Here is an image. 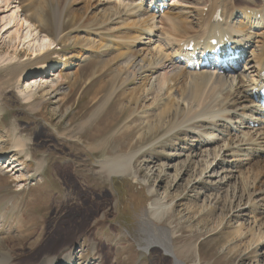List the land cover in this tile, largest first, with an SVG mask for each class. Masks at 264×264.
I'll list each match as a JSON object with an SVG mask.
<instances>
[{
  "label": "rangeland",
  "instance_id": "1",
  "mask_svg": "<svg viewBox=\"0 0 264 264\" xmlns=\"http://www.w3.org/2000/svg\"><path fill=\"white\" fill-rule=\"evenodd\" d=\"M64 1L73 2L61 0L63 5ZM178 1L183 3L170 6V9L178 8L175 12L171 10L172 13H188L189 10H184V0ZM234 3L254 8L263 6L264 0H234ZM22 4V11L17 12L11 6L0 14V150L12 152L14 141L20 138L28 156L14 152L7 159H0V263L11 250L15 251V261L11 260L10 264L25 263L27 254L30 256L37 250L36 246L30 249L29 242L41 235L48 225V231L60 227L67 213L75 212L80 215L77 217L79 221L76 219L68 229L84 230L80 236H73L77 239L73 250L77 256L81 254L79 250L86 251L84 260L93 259L92 254L96 251L101 253L93 245L94 252L90 250V242L95 237L94 240L106 238L109 243L103 246L107 248L104 251L106 264H115V261L117 264H175L158 249L146 251L139 246L140 219L149 204L156 202L167 206L162 226L173 222L176 236L172 245L180 251L177 257L183 264H264V151L260 153L262 157L250 161L241 170L242 176L247 177L245 181L239 176V165L229 161L230 157L223 151L217 150L220 156L216 161L223 164L231 162L224 164L223 169L214 168L216 161L213 163L210 153L208 158L204 156L206 164L200 163V159L193 158L195 152L190 151L194 139L178 131L173 117L148 130L144 113L148 112L146 118L155 124L162 109L150 103L143 106L142 100H139V109L132 106L122 112L119 105L116 107L117 95L130 92L133 87L120 83L115 86L110 76L115 63L108 68L104 62L116 55L115 50L128 52L135 47L145 54L146 48L115 35H106L99 41V32H115L117 27L107 23L93 27L94 19L86 20L103 10L101 7L95 9L96 5L89 3V8L79 14L77 20L64 25V31L71 32L68 34L71 37L63 40L57 32L54 2H51L48 14L44 15L46 28L38 23L33 5L26 0ZM167 4L172 2L168 0ZM83 6H73L64 12L82 11ZM106 7L112 8L110 5L102 6ZM192 17L193 14L188 21H192ZM28 18L33 19L32 25L40 27L41 32L38 29L33 31L34 27L26 22ZM14 22L22 24L21 35L32 32L42 41L40 44L43 41H46L43 45L50 44L43 47L47 52L33 58L32 54L27 56L29 52H23L21 46L15 49L11 34L19 25L4 33ZM81 23L88 27L82 29L83 33L74 34V28ZM46 33L49 38L45 37ZM74 40L78 42L73 44ZM90 41H94L96 47ZM117 42H120L119 47ZM251 50L246 51L242 60L251 57ZM71 61L76 66L67 68ZM43 62L45 65L37 67ZM51 62H59L60 65L49 66ZM100 63L103 68L98 67ZM41 70L42 76L26 74L40 73ZM75 74L79 79L74 85L70 81L59 80L53 92L47 88L52 80L54 83L58 77ZM26 81L29 84L41 81L37 91L32 92L35 98L30 104L20 97V92L25 91ZM89 146L94 149L90 150ZM136 152L132 172L125 176L109 179L100 172V161L125 158ZM12 162L20 164L13 171ZM38 164L41 165L40 175H36ZM233 168L236 169L232 172ZM27 205L30 206L26 213L17 217L22 207ZM75 206L79 209L67 212ZM60 216L62 220L58 219ZM16 222L21 223L20 233L15 231ZM51 236L52 233L47 234L46 240L42 241L46 243ZM20 246L23 250L26 248L22 254ZM156 258L161 260L155 262ZM90 263L97 264L93 260Z\"/></svg>",
  "mask_w": 264,
  "mask_h": 264
},
{
  "label": "bare ground",
  "instance_id": "2",
  "mask_svg": "<svg viewBox=\"0 0 264 264\" xmlns=\"http://www.w3.org/2000/svg\"><path fill=\"white\" fill-rule=\"evenodd\" d=\"M11 1L12 0L2 1L0 5V14L7 12L6 10L11 6H14L17 12L22 11L24 5L22 4L23 0ZM26 1H28L29 5H33L32 10L34 13H37L36 18H39L38 23L42 28H46L44 15L45 13L48 14L51 2L56 4L54 12L55 17L58 18L57 27L59 28L57 32L58 35H60V39L62 38L63 40L71 37L68 36L71 32L68 33L64 31V25L75 19L77 20L79 14H83V11L85 12L89 8V3L95 4V9L101 7L103 10H100L97 14L98 16L94 15L92 17H87L86 20L89 21L94 19V23L92 24L93 27H100L105 23H107V25H117V27L115 28V32H99L97 35L100 38L98 39L99 41L104 40L106 35H115L116 38L125 37L128 42H133L136 45H142L146 48L145 54H142V52L135 47L128 52H119L115 50L116 55L104 62V65L108 68L115 63V69L110 74L111 80L115 86L120 83L125 87H133L130 92H123L117 95L115 98L116 107L119 105V110L122 112L126 111L129 107L132 108V106L139 109V100H142L143 106L150 103L151 106L155 105L157 109H162L158 114L159 120L155 124L146 118L148 112L144 113L143 117L146 119L148 130L155 128L157 125L164 124L170 117H173L176 126H178V131H182L187 135L189 134L192 136L190 137L194 139L193 145H190L191 153L195 152L193 158H198L200 159L198 160L200 163L206 164L205 158H208L210 153L214 158V163L220 156L216 153L217 150L223 151V153L230 157L229 161L231 160L233 163L239 165V176L242 181H245L247 177L242 176L243 171L241 172V170L247 166L250 161L262 157L260 153L264 151V109L258 100L259 98L255 97L253 93V90L259 84L258 74L264 69V5L249 8L247 6H236L234 0H201L200 3H195L193 0H184L186 4L185 6L183 5L185 8L184 10H189L188 13L179 11L174 15L171 10L175 12V9L178 8L173 7L170 9L169 7L178 6V3L182 5L183 2L181 3V1L179 2L178 0L174 2L175 0H170L172 4L170 6L168 4L167 11L160 12L158 11L159 6H166V4L164 2L160 3L159 1L153 2V9L144 7L143 3H141L142 0H73V2L69 3L64 1V5L61 0ZM81 4L84 5L82 11L64 12V10L68 8ZM37 5L41 6L40 12L38 11L40 7ZM107 5H110L112 8H102V6L104 7ZM217 10L221 11V19L223 21L221 24H214L212 22L213 15ZM190 13L193 14L192 19H190L192 21H188L192 15H189ZM257 18H259V20ZM128 19L130 20L129 22ZM32 20V18H28L27 21L25 20L29 22L28 25H31L30 27H34L32 25ZM72 24H74V22ZM18 25L17 22H14L12 27L7 28L4 33L9 29H13L16 26L18 27ZM68 26L69 25H67V27ZM86 27H88L87 24L81 23L74 28L73 33H83L82 29ZM21 29L22 24L19 25L18 29L15 28L12 34L10 33L13 47L18 49L21 46V50L29 52L27 56L32 54L33 58L42 55L43 51H45L43 47L45 46L44 48H46L47 43L45 45L43 44L46 41L40 44L42 41L38 40L36 38L37 36L33 35L32 32L25 33V30V34L21 35ZM33 29V31H36L38 28L34 27ZM252 29L255 30V32H249ZM40 30L39 27L37 31ZM215 30L228 35L231 41L242 46L244 50H246L247 47H249V49L252 48L251 57H245L244 60L246 59V61L240 60V62H236L233 65L234 72H228L222 68L218 70L217 68L207 65L198 66L194 64L191 67H187L188 62L179 59L185 56V54L181 52L179 43L181 41L187 42L190 40H194L196 45L202 41L205 43V40L214 33ZM45 37L49 38V35L46 33ZM77 42L78 41L74 40L73 44ZM128 42H125V44H128ZM89 43L92 44L93 47L95 46L93 45L94 41H90ZM100 44L96 45L101 48L102 46ZM119 45L120 42H117V47H119ZM151 45H155L154 48L152 47L151 49ZM46 52L47 50L45 53ZM36 55L38 56L36 57ZM64 59H66V57H64ZM43 65H45L44 62L40 63L37 67ZM59 65V62H51L49 66L57 67ZM75 66L76 63L71 61L68 63L67 68ZM98 67L103 68V64L100 63ZM41 72L42 70L40 73L27 72L26 74L29 76L39 74L42 76ZM47 75L49 74H46V76ZM73 76L58 77L57 80H54V83L52 80L47 88L53 92L59 84V80L60 82L70 81V84L74 85L79 79V76L76 77V74ZM25 83L23 90L26 92L21 91L20 97L26 104H30L35 98L32 92L35 91V89L37 91L41 81L39 83L33 81L30 84L29 81H26ZM139 138L142 139V136ZM89 148H91L90 150L94 149L93 146H89ZM12 150V152L0 150V159H7L8 156L14 152H16L17 155L28 157L24 152L25 144L20 138L14 141ZM248 153L249 155H247ZM136 155L137 152L125 158L115 160L114 157L105 161H100V172L109 179L123 177L127 173L132 172V162ZM204 156L206 157L204 158ZM190 162L191 160H189V164ZM219 162L220 161H216L214 163V168L221 167L223 169V167H225L224 164H231V162H224V164ZM10 165L12 167L14 166L11 168V171H13V169L17 168L20 164L14 165V162H12ZM10 165H7V167ZM232 166L235 167L234 165ZM236 168H233L231 171H235L234 169ZM39 169L41 171V165L38 164L36 175H40ZM238 180L241 181L240 179ZM14 181L17 182L16 180ZM76 185L79 187V184ZM19 191L21 190L19 189ZM77 194H79V192ZM4 197L6 198L7 194H5ZM34 204L37 205L38 203ZM29 206L22 207L17 217L25 214ZM16 208L19 209V207ZM76 209H79V207L75 206L72 209H67V212ZM165 209H167L165 204H158L156 202L149 204L145 215L140 219L139 246L146 251L149 249H158V251L165 253L166 257L172 260L173 263L183 264V261H180L177 257L180 255V251L178 252L172 245V240L176 236L175 229L172 226L173 222L171 223L170 221L167 226H162L163 221L166 219ZM66 216V218L64 217L65 220L60 224V227H54L52 230L48 231V225L46 229H43L41 235L38 237L35 236L37 238L34 240L31 238L32 243L28 241L30 249L36 246L34 248H37V250L30 256L26 253L27 257L25 256L26 259L23 264L35 260L36 262L38 261L36 264H91V260L97 262V264H106V255L104 251L107 248L103 247L109 245L106 238L94 240V237L91 241L92 243L90 242L91 251L94 250L91 246L93 245L94 248H99L101 252L99 253V251H96L92 254L93 259L87 258L84 260L87 254L86 251L82 250H79L81 254L77 256L73 250V245L77 242V239H74V237L76 234L80 236L84 230L68 228L70 224H74L73 222L80 215L75 212H69ZM25 217L26 215H24V218ZM2 218L4 219V217ZM62 218V216L58 217L60 220H62ZM90 221L91 220H89V222ZM20 224L21 223L16 222L15 225V231L19 233L21 232ZM84 225L86 224L84 223ZM38 232L39 231H37V233ZM71 232H74V234L72 235ZM49 233H52L53 236L50 237L48 240L49 242L46 241V243H44L42 240H46V235ZM22 250L23 248L20 246L19 251L21 252ZM50 252L56 253L49 256L48 253ZM14 253L15 251L11 250L10 253L1 260L0 264H10L11 260L15 261V259H13ZM22 253L23 252H21V254ZM55 256H57L56 259L54 258ZM159 260H161V258L154 259L155 262ZM115 264H117L116 261ZM195 264H199V262Z\"/></svg>",
  "mask_w": 264,
  "mask_h": 264
}]
</instances>
